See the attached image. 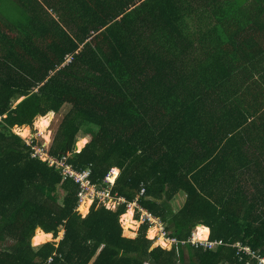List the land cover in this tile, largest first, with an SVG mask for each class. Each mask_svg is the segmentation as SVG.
Returning a JSON list of instances; mask_svg holds the SVG:
<instances>
[{
    "label": "trees",
    "instance_id": "obj_1",
    "mask_svg": "<svg viewBox=\"0 0 264 264\" xmlns=\"http://www.w3.org/2000/svg\"><path fill=\"white\" fill-rule=\"evenodd\" d=\"M49 113L50 154L96 184L118 167L113 195L169 236L202 225L225 244L154 247L149 222L125 236L127 203L85 216L80 185L12 131ZM0 117V264H246L236 242L264 255V0H0ZM37 228L63 236L34 246Z\"/></svg>",
    "mask_w": 264,
    "mask_h": 264
},
{
    "label": "built area",
    "instance_id": "obj_2",
    "mask_svg": "<svg viewBox=\"0 0 264 264\" xmlns=\"http://www.w3.org/2000/svg\"><path fill=\"white\" fill-rule=\"evenodd\" d=\"M70 60L71 57L68 55L67 62ZM25 127H28L29 133L22 138L29 145L30 155L46 161L48 165H52L57 170H60L64 179L72 178L80 185L79 207L84 211L89 213L90 208L94 203L103 204L109 209H116L120 204L127 203L128 210H133V217L135 218L136 216L137 221H140L141 224L144 222L150 223L148 231L156 227L157 235L155 237L158 239L160 238L164 244H168L169 249L179 243L182 245L191 244L195 248H203L205 250H214L218 246L225 244L221 239L211 240L209 236L206 239H201L198 234L199 227L192 232L191 236L187 240H178L175 237L169 236L167 228L162 220L141 207L137 199L132 202H127L125 198L117 196V194L113 195L112 189L115 185L116 178L118 177V170L115 171L116 168H111L102 184H96L92 181V169L90 167L82 170L77 169L72 163L67 162V158L69 157L67 153L62 157L50 154L48 152V146L51 139H48V141L36 139L34 128L30 126L15 128ZM15 128H13L12 131L21 136V133L17 132ZM78 150L80 149L78 148ZM144 192L145 189L143 188L140 194L142 195ZM88 201H90V204H88ZM87 212H85V216L88 214ZM137 215H139V217H137ZM231 245L237 248V253H244L246 257L250 258L246 261V264H253V260H256L258 264H264V255H262L259 251L253 250L250 246L240 244L239 242Z\"/></svg>",
    "mask_w": 264,
    "mask_h": 264
},
{
    "label": "rangeland",
    "instance_id": "obj_3",
    "mask_svg": "<svg viewBox=\"0 0 264 264\" xmlns=\"http://www.w3.org/2000/svg\"><path fill=\"white\" fill-rule=\"evenodd\" d=\"M47 116H49L48 117V120H47V125L43 126V128H41V130L38 127V122H39V119L40 118L35 119V121L33 123V128H34V131H35V137H36V139H42V140L48 141V139H50L52 137L58 121H60L62 119L61 116H54L52 113H49L45 117H47ZM15 130L17 132H20L21 133V137L26 136L29 133L28 132L29 131L28 130V127H25V128H15ZM25 130H27V132H25ZM86 134H87V132H85L84 130L80 132V135L81 136H85ZM82 138H84V137H82ZM80 141H78V143ZM87 141H88V139H87ZM78 143H77V147L79 148L80 146H79ZM115 171H117V170H115ZM181 196H182L181 194L180 195L178 194L176 196V198H175V201L173 202L176 205V206H174V208H176V209H178V207L180 205V202H181L180 201V198H182ZM89 202L90 201H88V204H90ZM130 210H132V209H130ZM130 210H128V211H130ZM85 212H87V211H85ZM123 218H124V216H122V221H123L122 224L124 226V235L125 236H128V237H135L137 235V233H138V230H139V227H140V224L141 223H140V221H137L136 220V216H135V218L133 217V210L131 211V216H130V220H131V226L130 227H132V228L125 229V227L128 224H126V220L123 219ZM203 229H205V227H203ZM204 232H205V230H204ZM147 234H148V237L149 238H152L154 240L153 241V246L154 247H156V246H162V247H165V248L169 249L168 244L167 245L164 244L160 238L158 239L157 237H155L157 235L156 227H154L153 229H150ZM208 234H209V232H208ZM208 234L204 238H201L202 237L201 235H199V237L201 239H206L208 237ZM35 235H36V240H35V242L32 240V245L37 246V245H39V244H41L43 242H47V241H58V240H60L61 237L63 236V232H61L60 233V237H58L56 239H54L53 235H51L52 237L47 238V236L44 235L43 232H41V230L39 232V231H37V229L35 230V234H34L33 238L35 237Z\"/></svg>",
    "mask_w": 264,
    "mask_h": 264
},
{
    "label": "bare ground",
    "instance_id": "obj_4",
    "mask_svg": "<svg viewBox=\"0 0 264 264\" xmlns=\"http://www.w3.org/2000/svg\"><path fill=\"white\" fill-rule=\"evenodd\" d=\"M48 117H49V116H47V117H42V118L39 119L38 127L40 128V130H41V128H43V126L47 125ZM78 144H79L80 147H82L83 144H84V142H83V141H80ZM115 170H117V169H115ZM131 211H132V210L128 211L125 215H123V216H124L123 219H125V220H126V224H128V225L125 227V229L132 228V227H130V226H131V220H130ZM204 230H205V232H204ZM128 231H129V230H128ZM208 232H210L209 229H208V228L203 229L202 226L198 229V234L202 236L201 238L206 237L207 234H208ZM208 236H209V234H208Z\"/></svg>",
    "mask_w": 264,
    "mask_h": 264
},
{
    "label": "clouds",
    "instance_id": "obj_5",
    "mask_svg": "<svg viewBox=\"0 0 264 264\" xmlns=\"http://www.w3.org/2000/svg\"><path fill=\"white\" fill-rule=\"evenodd\" d=\"M52 114H53V113H52ZM53 115H54V114H53ZM30 127H33V126H30ZM50 139H51V138H50ZM79 140H80V139H79ZM88 141H89V139H88ZM88 141H87V142H88ZM87 142H86V144H87ZM86 144H85V145H86ZM85 145H84V146H85ZM84 146H83V147H84ZM83 147H81V148L79 147V149L81 150ZM113 168H116V169L118 170V174H119L120 169H119L118 167H113ZM116 179H117V178H116ZM139 196H140V195H139ZM127 211H128V209H127ZM124 215H125V214H124ZM122 216H123V215H122ZM197 227H201V225H199V226H197ZM197 227H196L194 230H196ZM209 234H210V233H209ZM209 237H210V235H209ZM175 238H176V237H175ZM150 239H152V238H150ZM178 240H179V239H178ZM186 240H187V239H186ZM152 241H154V240L152 239ZM56 242H57V241H56ZM179 244H181V243H179ZM176 245H177V244H176ZM174 246H175V245H174ZM156 247H157V246H156ZM161 247H162V246H161ZM163 248H164V247H163ZM172 248H173V247H172ZM172 248H170V249H168V250H171ZM165 249H167V248H165Z\"/></svg>",
    "mask_w": 264,
    "mask_h": 264
},
{
    "label": "crops",
    "instance_id": "obj_6",
    "mask_svg": "<svg viewBox=\"0 0 264 264\" xmlns=\"http://www.w3.org/2000/svg\"><path fill=\"white\" fill-rule=\"evenodd\" d=\"M25 132H27V130H25ZM88 135H89V134H86L85 136H81V137H80V140L84 142L83 146L86 144L87 139H89ZM82 137H84L85 139H84V138L81 139ZM80 140H79V141H80ZM85 140H86V141H85ZM83 146H82V147H83ZM183 199H184V198H180V201L182 202ZM181 202H180V203H181ZM201 226H202V225H201ZM202 227H205V226H202ZM205 228H208V227H205ZM37 229H39V228H37ZM208 229H209V228H208ZM39 231H40V230H39ZM209 231H210V230H209ZM41 232H42V231H41ZM209 233H210V232H209Z\"/></svg>",
    "mask_w": 264,
    "mask_h": 264
}]
</instances>
